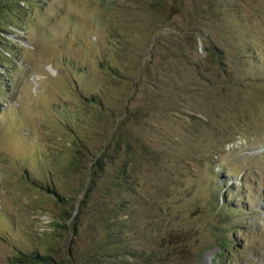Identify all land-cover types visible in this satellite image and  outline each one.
Masks as SVG:
<instances>
[{"label": "rangeland", "instance_id": "rangeland-1", "mask_svg": "<svg viewBox=\"0 0 264 264\" xmlns=\"http://www.w3.org/2000/svg\"><path fill=\"white\" fill-rule=\"evenodd\" d=\"M0 25V264H264V0H0Z\"/></svg>", "mask_w": 264, "mask_h": 264}, {"label": "trees", "instance_id": "trees-1", "mask_svg": "<svg viewBox=\"0 0 264 264\" xmlns=\"http://www.w3.org/2000/svg\"><path fill=\"white\" fill-rule=\"evenodd\" d=\"M15 15L17 14L16 10H13L12 12V15ZM4 25H0V34L1 36H3V32H12V29H9L7 28L6 26ZM4 30V31H3ZM8 37H4L1 38L0 37V45L6 47H1L3 49H0V66L1 67H10V64L12 62L11 60V51L9 49H12V47H10L9 45V42H13L12 39H9ZM8 59L10 61H8ZM95 101L96 104L100 103L99 99H97L96 97H92ZM103 162H102V159H101V156L99 158H97V161L95 164L91 163L90 165V179L88 180V183L85 187V193L88 194V192H90L92 190V186H93V180H92V176L94 175V172L95 170L93 171V168H95V166H97L98 168H102L103 166L101 165ZM49 189V192L52 193V194H59L56 190H54L53 188H48ZM85 197V196H84ZM85 199V198H84ZM83 200V199H81ZM75 210V209H74ZM82 211V208H81V202L78 203V208H77V211L75 213L74 216H71V215H66V220H71V219H76L78 217V215L81 213ZM72 217V218H71ZM55 225H59L60 226V223L59 221H57L55 223ZM71 254V253H70ZM11 264H57L56 263V259L55 257L53 256L52 252L51 251H44L43 253L42 252H39V251H31V252H27V253H24V252H19V254L15 257V259L12 261ZM74 264H77V262H74Z\"/></svg>", "mask_w": 264, "mask_h": 264}, {"label": "bare ground", "instance_id": "bare-ground-1", "mask_svg": "<svg viewBox=\"0 0 264 264\" xmlns=\"http://www.w3.org/2000/svg\"><path fill=\"white\" fill-rule=\"evenodd\" d=\"M255 204V203H254ZM258 204V203H257ZM262 211L259 213L260 219L264 220V208H263V203H262ZM252 211V210H251ZM254 212V211H253Z\"/></svg>", "mask_w": 264, "mask_h": 264}]
</instances>
